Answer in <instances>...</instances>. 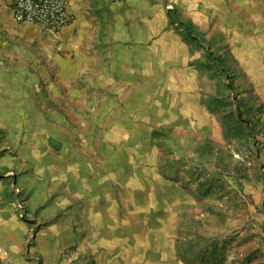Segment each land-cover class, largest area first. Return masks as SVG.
Segmentation results:
<instances>
[{"label":"rangeland","instance_id":"374dc122","mask_svg":"<svg viewBox=\"0 0 264 264\" xmlns=\"http://www.w3.org/2000/svg\"><path fill=\"white\" fill-rule=\"evenodd\" d=\"M197 1L110 0L114 10L86 15L85 39L106 47L93 73L106 65L117 76L115 93L99 88L104 115L71 111V96L53 88L60 66L50 50L30 67L43 78L42 127L39 113L10 112L11 65L0 54V120L26 126L0 129V264H264V78L204 44L188 16L203 14ZM210 14L198 28L233 32L235 18ZM153 54L156 110L136 114ZM171 72L193 74L174 84L178 104L194 108L190 93L203 105L182 121L172 114V125L160 82ZM120 102L138 117L134 142Z\"/></svg>","mask_w":264,"mask_h":264},{"label":"crops","instance_id":"0c3cea01","mask_svg":"<svg viewBox=\"0 0 264 264\" xmlns=\"http://www.w3.org/2000/svg\"><path fill=\"white\" fill-rule=\"evenodd\" d=\"M195 1L194 6L197 7L198 1ZM204 1L205 4L202 6L203 14L198 11L188 14V16L192 17L189 22L195 26V30L199 35L198 37L210 48L217 50L219 53L221 50L223 54L221 53V57H218L225 59L227 64L230 65L234 60L240 70L252 79L264 78V0ZM69 2V12L72 21L61 29L60 39L55 40L44 34L43 30L37 24L17 22L14 19L10 7L7 6L4 0H0V54L2 53L8 56L7 60L11 65L12 73L10 75L11 81L9 82V86H5L8 89L9 96L12 98L10 101V112L25 111L35 114L39 113L40 127H42L44 111L43 78L39 75H36V77L33 72H30L32 63L35 59V61H37L36 55L39 54L38 50H50L54 52L55 61H59L60 67H58L59 69L55 73L53 88L64 93L65 97L71 96V111L73 113L82 112L85 114L88 111L90 113L101 112L104 115L111 110L110 106L99 107L96 98L100 96L99 88L101 90L104 89V91L110 89L109 85L114 79H117V76L116 78L113 77L114 75L109 72L106 65H103V71L99 70L93 73L94 69L99 65L98 61L103 59L105 53H101V51L106 47L102 46L100 42H92L85 39L90 32V25L85 18H87L86 15L90 11L93 14L99 15L102 14V12L112 11L116 7L110 3V0H69ZM171 2L175 3L176 0H171ZM99 9H101L102 12H98L100 11ZM184 10L185 9L182 11ZM210 10L211 17L217 15L223 18L224 21L228 16L235 18L233 32L230 33L224 29L203 31L198 28L197 26L199 23H196L197 18L200 16L207 20V15H209ZM215 37L218 38V41H216ZM226 50H228L229 55ZM182 53L185 57L188 55L186 46L182 49ZM166 54L171 56V53ZM199 54L200 53L195 52L192 59L198 57ZM152 56L153 58L151 59L150 65L151 72L148 74L149 79L142 87L145 92L143 104L140 102L136 104V114L140 112L141 107L150 106V104L151 106L148 107V109L151 112L156 110V93H154L157 80L156 58L154 54ZM57 58H59V60ZM172 58V56L169 57V59ZM121 60L119 64L122 68ZM18 73H22L23 75L26 74L27 76L24 79L23 76L18 75ZM192 76V73H187L186 78H178V75L173 72L160 75L162 87L172 93V97L165 102L166 105L164 104L162 110L169 114L167 122H170V125H172V114L179 116L180 121H182L188 117V112L196 111L198 106H203L199 96L194 97L190 93L187 94V96L195 98L193 100H196L195 103H192L194 108L188 109L190 104L186 102L187 99L185 103L181 102L178 104L173 95L176 90L174 84L177 81H186L187 84H189V81H191L190 79L193 78ZM169 88L171 90H169ZM110 92L115 93V90H108V95H110ZM85 98L88 99L86 100ZM118 109L123 110V113L126 114L122 116V118L120 117V121L127 127L125 128L127 131H125L126 133L123 134V136L129 138L131 142H134L139 138L141 133L138 129V117L130 114L129 107L124 102L118 104ZM103 115H101L99 119L101 121L105 119L107 123L108 121L118 119V117L108 118V116L106 117ZM176 116L173 118L176 119ZM92 118H95V116L89 115V117L83 118L82 116L76 115L73 117V120L75 119L76 122L80 123L85 119L91 121ZM149 118L148 116V119ZM9 119V122L4 123L3 121L6 120H0V129L9 127L21 130L22 128H26L21 122L16 121L13 116ZM151 130L153 129L151 128ZM143 137L144 142L149 144L150 139L148 138V133L147 135L145 133ZM79 191L80 190L74 188L72 189L73 195L71 196V203L73 204L75 214L78 208L77 201L81 200V198L76 196V192Z\"/></svg>","mask_w":264,"mask_h":264},{"label":"built area","instance_id":"2783aa9c","mask_svg":"<svg viewBox=\"0 0 264 264\" xmlns=\"http://www.w3.org/2000/svg\"><path fill=\"white\" fill-rule=\"evenodd\" d=\"M17 22L40 26L44 34L59 40L61 29L71 22L69 0H4Z\"/></svg>","mask_w":264,"mask_h":264}]
</instances>
